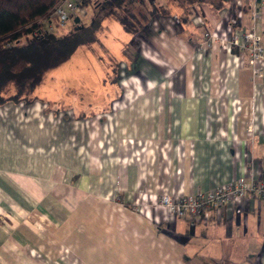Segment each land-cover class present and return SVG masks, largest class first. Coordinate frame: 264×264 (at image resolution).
Here are the masks:
<instances>
[{"label": "crops", "instance_id": "1", "mask_svg": "<svg viewBox=\"0 0 264 264\" xmlns=\"http://www.w3.org/2000/svg\"><path fill=\"white\" fill-rule=\"evenodd\" d=\"M139 1L159 9L129 33L108 105L0 106V264H264L260 198L197 221L160 203L264 179V59L254 77L247 51L200 48L206 32L254 30L264 44V7Z\"/></svg>", "mask_w": 264, "mask_h": 264}, {"label": "trees", "instance_id": "2", "mask_svg": "<svg viewBox=\"0 0 264 264\" xmlns=\"http://www.w3.org/2000/svg\"><path fill=\"white\" fill-rule=\"evenodd\" d=\"M61 0H0V106L31 104L47 71L68 61L76 50L100 42L108 24L118 22L136 35L158 12L157 6L143 10L139 0H80L81 8H91L89 23L74 22L65 32L50 15ZM53 23L52 29L49 24Z\"/></svg>", "mask_w": 264, "mask_h": 264}, {"label": "rangeland", "instance_id": "3", "mask_svg": "<svg viewBox=\"0 0 264 264\" xmlns=\"http://www.w3.org/2000/svg\"><path fill=\"white\" fill-rule=\"evenodd\" d=\"M85 11L81 18L89 23L92 9ZM74 22L75 19L60 27L59 32L69 30ZM49 27L52 29L53 25ZM129 35L118 22L112 23L110 30L100 36V43L80 46L68 61L47 71L34 95L48 100L55 109L70 106L87 114L102 109L121 92L114 63L123 59Z\"/></svg>", "mask_w": 264, "mask_h": 264}, {"label": "built area", "instance_id": "4", "mask_svg": "<svg viewBox=\"0 0 264 264\" xmlns=\"http://www.w3.org/2000/svg\"><path fill=\"white\" fill-rule=\"evenodd\" d=\"M256 7L254 15L264 7V0H255ZM80 0H61L54 8L50 19H56L61 28L66 27L75 18L84 15L85 8H81ZM52 26L53 23L50 22ZM213 40L220 43L223 49L237 47L247 51L249 63L253 76H259L261 68L260 62L264 59V44L261 34L254 30L235 31L230 39H218L210 32L205 33V42L200 44V48L209 46ZM248 130L253 140L258 139L253 125H249ZM248 195H253L264 201V179L253 180L252 182L231 181L219 185L207 192L199 194H185L175 197L172 193L162 194L160 203L167 211L175 217H186L192 221L199 220L205 216L208 209L214 210L217 217L221 219L224 210L229 203H234Z\"/></svg>", "mask_w": 264, "mask_h": 264}, {"label": "water", "instance_id": "5", "mask_svg": "<svg viewBox=\"0 0 264 264\" xmlns=\"http://www.w3.org/2000/svg\"><path fill=\"white\" fill-rule=\"evenodd\" d=\"M80 21V18L79 17H77V18H75V22H79Z\"/></svg>", "mask_w": 264, "mask_h": 264}]
</instances>
